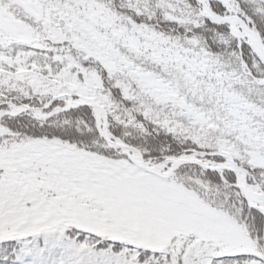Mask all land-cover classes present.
<instances>
[{
	"label": "snow or ice",
	"instance_id": "6c2138e0",
	"mask_svg": "<svg viewBox=\"0 0 264 264\" xmlns=\"http://www.w3.org/2000/svg\"><path fill=\"white\" fill-rule=\"evenodd\" d=\"M0 264H264V0H0Z\"/></svg>",
	"mask_w": 264,
	"mask_h": 264
}]
</instances>
